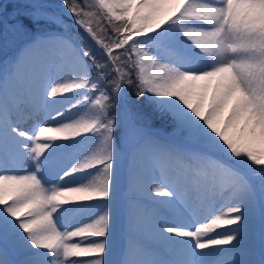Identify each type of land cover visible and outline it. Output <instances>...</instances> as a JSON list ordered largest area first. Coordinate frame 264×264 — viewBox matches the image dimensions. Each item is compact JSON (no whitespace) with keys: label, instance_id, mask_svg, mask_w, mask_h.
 Returning a JSON list of instances; mask_svg holds the SVG:
<instances>
[{"label":"snow or ice","instance_id":"6c2138e0","mask_svg":"<svg viewBox=\"0 0 264 264\" xmlns=\"http://www.w3.org/2000/svg\"><path fill=\"white\" fill-rule=\"evenodd\" d=\"M63 4L98 55L87 41L78 45L66 33L37 34L22 45L16 58L0 70V165L11 168L19 163L12 136L31 141V147L19 148L33 163L56 141L91 134L97 143L48 187L38 175V163L35 171H0V211L32 248L48 251L49 264H106L108 209L75 228L61 229L55 214L63 205L111 199L122 159L115 110L127 85L137 97L151 94L170 109L175 123L171 135L180 142L162 143L135 130L127 137L129 191L146 185L147 198L154 202L149 207L128 201L129 234L146 232L167 255L130 245L123 264H201L205 250L233 245L244 229L246 207L251 211L259 203L264 208V0ZM165 5L172 7L165 10ZM24 17L33 23L53 19L41 0H18L6 17L0 15V22L7 33L22 36L28 32ZM173 28L199 52L198 63L170 62L176 56L170 47L174 41H155L168 59L158 58L141 43ZM85 58L95 69L94 79ZM63 72H71L73 78L52 81ZM77 90L85 94L76 104L90 101L83 115L56 124L38 122L48 100ZM64 111L51 119L62 117ZM25 118L36 121L34 134L21 127ZM217 152L231 163L214 159ZM92 169L96 174L83 184H59ZM225 196L228 203L217 207ZM166 213H187L191 224L172 226L164 220ZM176 240L193 247H177ZM4 257L0 247V264H9ZM210 264L241 262L220 258Z\"/></svg>","mask_w":264,"mask_h":264},{"label":"bare ground","instance_id":"6f19581e","mask_svg":"<svg viewBox=\"0 0 264 264\" xmlns=\"http://www.w3.org/2000/svg\"><path fill=\"white\" fill-rule=\"evenodd\" d=\"M170 7H172V5H165V10ZM168 34L170 36V41H174V46L172 47L176 48V51H179L178 53L183 55L179 56L178 54H176L179 59H184V61L187 62L190 61L191 64L192 62H198L201 59V55L198 53L195 47L182 37L178 29L173 28L171 31H168ZM184 50H190L194 53L197 52L198 55H196V58H193L190 54L184 52ZM71 78H73L71 72H63L58 75H53L51 79L54 82L56 80L63 81L65 79ZM84 94L85 93L83 91L77 90L74 93L66 94L63 97L56 98L55 100H48L44 113H42L41 116L38 117V122L56 124L64 122L67 119H73L79 115H83L88 110L90 101H83L80 104H76V101L80 99ZM95 95V93H92L93 97ZM72 105H75V107H72L70 112L64 111ZM61 111H64V115L62 117H57L56 120L51 119L52 116ZM35 122L36 121L32 118H25L21 127L23 128V130L28 131L30 134H34L33 124ZM12 139L16 146V155L19 163L16 167L11 168H9L7 165H0V171L5 169L17 172L35 171L36 163H38L41 165V171L38 173V175L46 187L56 184L59 180V176L62 175L64 171L68 170L74 163L79 161L82 157L88 155L94 149L97 143V137L91 134L77 137L73 140L56 141L52 143V146L39 158L36 163H33L31 160L27 159V154L19 148L20 144H28L29 147H31V141L15 136H12ZM220 161L229 163L223 158L222 160L220 159ZM120 169L124 171V174L127 173V154L122 156L119 166V170ZM96 172V169H92L84 173H77L71 178H67L66 181H60L59 184L62 187H70L77 184H83L87 182L92 176H94ZM119 176L120 174L118 172V176L114 181L110 200H94L61 206V208L55 214V219L57 220L59 227L61 229H64L65 227L75 228L78 226H82L85 223L91 222V220L100 215L105 209H108L111 215V223L109 234L106 237V264H123L124 260L126 259L127 253L129 252L130 245L151 249L162 256L167 255L166 249L161 246L156 240L151 238L146 232L141 231L134 236H130L128 226L125 225L122 230L119 229V216L117 217V203L120 187ZM123 181L124 185H126L127 179L125 177ZM127 188L128 187L125 186L121 193L126 192ZM132 194L134 201L139 203L140 205H147L149 207L154 206V202L147 198L149 189L146 185L136 189ZM228 199L229 198L225 196L217 205V207H220L221 204H227ZM256 207L252 208L251 211H249L246 207L245 218L242 222L244 225V229L241 231L238 240L230 246L213 250H205L201 254L205 257V260L202 261L201 264H209L212 260L220 259L224 256L230 257V253H232V258L239 260L241 264H255L250 258V247L252 246L253 248V246L257 244H260V246H258V251L263 254L262 256H264V242L259 243V240L257 242V239H252L254 235L256 236L259 234V232L257 233L258 222L256 221V218L254 219L257 213V210L255 209ZM190 219L191 217L187 213H166V215L164 216L165 222L172 226H188L189 224H191ZM220 231L223 232L226 230L220 229ZM214 234L215 233H213V235ZM173 239L175 240V238ZM176 246L184 248L193 247L190 242L179 240H176ZM0 247L4 249V258L9 262V264H49L50 257L48 251L32 248V246L27 242L26 235L20 232L19 229L15 226V223L10 221V218H8L2 211H0ZM234 250L240 253H233ZM219 255L223 256L218 257Z\"/></svg>","mask_w":264,"mask_h":264},{"label":"trees","instance_id":"16d2710c","mask_svg":"<svg viewBox=\"0 0 264 264\" xmlns=\"http://www.w3.org/2000/svg\"><path fill=\"white\" fill-rule=\"evenodd\" d=\"M46 1L60 3L64 6L63 0ZM17 2L18 0H13L10 2H8L7 0H0V8L2 9L0 15L6 17L9 12H11L17 6ZM78 2H80V0H78ZM45 7L46 10L53 17V19H45L33 23L29 18H23L24 23L28 25V32L29 29L32 28L29 37L42 33H66L70 38L74 39V41L78 45L83 44L87 41L86 34L74 23L72 19L60 13L54 12L51 8L47 6ZM55 18H59L63 22V24H58ZM64 25L67 26V30H65ZM26 33L22 36H17L16 40L6 44V47H3V41L9 40L8 38L10 37L11 33H7L4 29L3 23L0 22V58L3 55L5 56L3 60L12 59L19 47L30 40V38L28 39V35ZM87 42L88 45L92 48L93 54L98 55V51L95 46L92 45L90 41ZM85 60L88 63L89 67L92 69L91 74L95 78V69L91 64V61H88L87 58H85ZM122 93L125 107L123 104H121V97L119 94V99L117 101V106L115 110V114H117L118 119L117 131L115 133L118 148L121 149L123 147H128L127 137L129 133L133 130H135L136 133L141 137L150 136L154 134L149 131H145L140 127H136L133 125L127 126L125 120V109L128 110L130 117L137 124L142 125L146 128L170 131L175 127L174 119L171 118L170 114L165 109L158 107L148 94L145 93L144 96L137 97L135 89L127 85L122 88ZM225 158L228 160L227 156H225Z\"/></svg>","mask_w":264,"mask_h":264},{"label":"rangeland","instance_id":"374dc122","mask_svg":"<svg viewBox=\"0 0 264 264\" xmlns=\"http://www.w3.org/2000/svg\"><path fill=\"white\" fill-rule=\"evenodd\" d=\"M7 1L10 2V1H13V0H7ZM41 3H43L45 6L51 8L54 12L60 13V14H62L64 16H68V17L71 16V15H69L70 13L68 12V10L62 4H60V3L49 2V1H46V0H41ZM0 12H1V8H0ZM31 29L32 28L29 29V32L28 33H26L28 35L27 36L28 39L30 38V40L37 35L36 34L34 36H30L29 37V35L31 34L30 33ZM8 39L9 40L3 41V43H2L3 44V47H6V44L11 43L12 41L16 40L17 39V36L14 37L12 34H10V37ZM159 39H164L166 42L167 41H170V36L168 34V31L167 30H162V34L161 33L154 34L151 37H148V38H145V39L141 40V43L149 46L154 52H156L158 58H160V59H168V57L161 55L160 52H159V50H157V48L155 47V41H157ZM172 46H174L173 43L170 44V47H172ZM21 47L22 46L19 47V49L16 51V53H15V55H14V57L12 59L3 60L5 58V56L2 55V57L0 58L1 59L0 60V70H2L4 67H6L8 64H10L16 58V56L18 55L19 50H20ZM172 48H174V47H172ZM174 49L176 51V48H174ZM178 52L179 51H176V54H178L179 56H183V55H181ZM184 52H187L193 58H196V55H198V53H199V52L198 53L197 52L194 53V52H192L190 50H184ZM200 58H202V57H200ZM180 61H181V63H180ZM170 62H174V63H178V64L180 63L181 65L186 64V63L187 64H189V63L191 64L190 61L187 62V61H184V59H179L177 57V55ZM198 62H192V64L193 63L196 64ZM93 79H94V77H93ZM146 94H148V93H146ZM148 95L150 96V98L155 102V104L158 107H161V108L165 109L170 114L171 118H173L172 113H171L170 109L167 108V106L160 104L153 95H151V94H148ZM120 97H121V104H123V101L124 100H123L122 90L120 92ZM124 111H125V120H126L127 126L130 125V124H133V121L129 120V118L126 115V114H128L127 110L125 109ZM141 128L147 129L144 126H141ZM173 129H171L170 131H165V130H162V129L161 130H155L156 133L153 134V135H150V137H154V138H156L158 140L161 139L160 141L162 143H179L180 141L176 137H174V136L171 135V133L173 132ZM150 130H154V129H151L150 128ZM165 132L168 133V134H166ZM116 145H117V143H116ZM258 146H260V145L257 144L256 147H258ZM117 148H118V145H117ZM118 149H119V151L121 153V156H124L128 152V147H123L121 149L120 148H118ZM221 157L223 159H226L224 154H222L221 152H217V153L214 154V157L213 158H216L218 160H220V159L222 160ZM229 163H231V162H229ZM123 172H124L123 170H121V169L119 170V174H120V176H119V186L120 187H119V197H118V203H117V217L119 216L118 217V225H119V229L120 230H122L125 227V225L128 226V221H127L128 220L127 204H128V201L129 200H133L134 201L133 194H132L133 191L132 192L129 191L128 180H127V184L124 185V181L123 180H124V177L127 179V173L124 174ZM125 186L128 187L127 188V191H126L128 193H126V192L121 193V191L123 190V188H125ZM255 207H256L255 209L257 210V213H256V215H255L256 217H254V219L256 218V221L258 222L257 233L259 232V234L256 235V236L254 235V237H252V239H254V240L257 239V242L259 240V243H261V242H264V209L261 207V205L259 203H257L255 205ZM258 207H259V210H258ZM260 233H262V234H260ZM258 246H260V244L259 245L257 244L255 246H253V248H252V246L250 247V250H251V252H250L251 257L250 258L252 259V261L255 264H264V256H262L263 254L258 251V249H259ZM235 252L236 253H240V252H237V251L234 250L233 253H235ZM253 252H255V253H253ZM230 255H231L230 257L224 256L223 258L224 259H229V258L234 259V258H232V253H230ZM257 259H258V261H257ZM260 262H262V263H260Z\"/></svg>","mask_w":264,"mask_h":264}]
</instances>
